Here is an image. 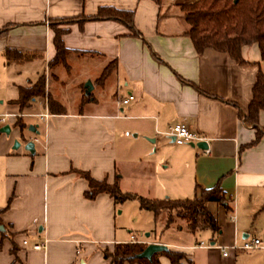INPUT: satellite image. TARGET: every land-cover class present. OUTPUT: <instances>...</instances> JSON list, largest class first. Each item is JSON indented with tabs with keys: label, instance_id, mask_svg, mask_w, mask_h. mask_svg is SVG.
Segmentation results:
<instances>
[{
	"label": "crops",
	"instance_id": "crops-1",
	"mask_svg": "<svg viewBox=\"0 0 264 264\" xmlns=\"http://www.w3.org/2000/svg\"><path fill=\"white\" fill-rule=\"evenodd\" d=\"M177 2L0 0V29L9 26L0 34V115L12 114L18 136L25 137L27 129L25 140L33 142L29 153L20 144L13 148L11 140L0 141V264H110L101 250L112 251L114 244L126 242L163 243L183 254L181 264H264V133L250 144L255 129L236 109L247 112L262 64L259 49L256 43L242 45L243 65L211 48L196 53ZM105 7L131 11L142 39L113 19L50 25L53 20L92 16ZM54 28L64 30L65 65L52 63ZM5 50L27 58L8 60ZM108 64L112 69L98 80ZM39 76L44 95L19 111L11 103L18 87L30 86ZM67 81L74 94L69 109L49 91L51 82ZM86 81L92 87L89 98L82 100ZM94 89L101 102H96ZM128 94L133 99L120 104L118 99ZM44 113L45 118L39 115ZM257 122L264 129V110ZM179 123L205 138V147L174 143L166 132ZM126 132L145 139L158 153L145 160L153 173L141 185L148 198L185 199L195 194L196 186L221 187L230 209L206 204L220 230L190 233L183 228L192 235L203 233L202 245L127 236L116 227L112 198L106 193L93 199L83 196L87 182L78 171L107 183L117 179L123 189L116 165L131 162V150L120 151ZM251 238L263 247L229 249L226 256L218 247ZM156 256L158 264H171L161 252Z\"/></svg>",
	"mask_w": 264,
	"mask_h": 264
},
{
	"label": "trees",
	"instance_id": "trees-1",
	"mask_svg": "<svg viewBox=\"0 0 264 264\" xmlns=\"http://www.w3.org/2000/svg\"><path fill=\"white\" fill-rule=\"evenodd\" d=\"M182 12V17L188 25L186 35L189 37L196 53H201L205 48H211L219 52H225L237 64L243 65L244 61L240 55L242 45L256 43L260 53L261 66L255 74L251 88V99L247 106L246 114L236 107L237 115L243 122L255 129V139L250 143L257 141L264 129L258 125V113L264 110V0H184L176 3ZM113 19L122 23L129 31V34L135 37L140 36L139 32L132 24V12L115 10L113 8H99L96 14L87 17H76L68 19L53 20L50 23L54 27L56 23H63L76 20L79 23L88 20ZM9 26L0 29V34L4 33ZM62 29L54 28L53 45L55 55L52 63H61L65 65L66 49L61 41ZM4 55L8 60H23V56L14 50H5ZM19 56V57H18ZM154 58L159 60L155 55ZM112 64H108L100 73L98 80H103L112 69ZM196 90L198 88L194 86ZM84 91V87H83ZM43 76L28 87H18V97L11 103L16 104L19 111L28 107L32 98L43 96ZM90 94H83L82 100L88 99ZM47 103L51 107L53 101L48 97ZM19 128L23 124L18 120ZM78 174L87 182V189L83 196L87 199H93L99 193H106L112 198L114 203L126 200L136 199L139 208L148 210L152 213L154 221L161 214L165 215L163 229H168L173 223V216L184 220L186 231L193 233L195 231L209 229L213 233L220 230L214 216L206 207L208 202H215L223 205L229 210L228 198L223 194L221 187L215 184L209 188L196 186L195 194L191 198L170 199V198H148L136 195L134 193L122 192L117 184V179L112 183L105 180H95L87 172L78 171ZM1 211V210H0ZM179 227V226H178ZM146 246L141 242H126L114 244L112 251L106 248L101 250L102 257L108 260L110 264H122L127 262H139L141 264H158L157 253H154L149 260L135 258L134 256L141 252ZM165 255L171 264H181L180 260L184 257L181 252L170 249L161 252Z\"/></svg>",
	"mask_w": 264,
	"mask_h": 264
},
{
	"label": "rangeland",
	"instance_id": "rangeland-1",
	"mask_svg": "<svg viewBox=\"0 0 264 264\" xmlns=\"http://www.w3.org/2000/svg\"><path fill=\"white\" fill-rule=\"evenodd\" d=\"M175 1H184V0H175ZM50 93L53 96L59 97V99L66 105L69 109L74 102V94L71 92V85L69 81L59 85L57 83L50 84ZM102 96L105 94V89L100 93ZM76 95V94H75ZM93 96L97 101L99 99L98 89L93 90ZM31 118H27L26 121H31ZM38 121L41 119L37 118ZM5 122L0 123V128L4 125H8V132L0 131V141H10L11 146L14 145V142H18L20 146H24V140L28 137V132L24 129L25 137L20 138L18 136V128L15 125H12V118H5ZM134 133L126 132L124 137L122 138L123 142L120 145V151H124V147L127 150H131V162L126 163H118L117 166V174L122 175L123 179L121 181V186H119L122 192L128 191L129 193L133 192L137 195H142L149 197L145 194V192L141 188L142 183H145L147 178L153 176L152 169L149 170V165L145 162L156 158L157 151L153 149V146L142 139L140 136L134 137ZM151 145L150 149L147 150L148 146ZM37 149V147H35ZM148 153V154H145ZM128 154V152H127ZM146 155V156H144ZM147 164V165H146ZM151 164V163H150ZM137 179V180H136ZM134 189V190H131ZM114 203V202H113ZM115 205V222L116 227L119 230H122L127 236L132 235V237H161V239L170 241L172 243H185L184 240L188 241L190 244H197L200 239L204 237L203 233L189 234L185 230L186 223L184 220H181L175 216H173L172 225L164 230L163 225L165 221V215L161 214L158 216L157 220L154 221L151 218V214L148 210L139 208L138 202L136 199L126 200L123 202L114 203ZM179 226V227H178ZM182 227V229H181ZM181 229V230H180ZM195 239V240H194Z\"/></svg>",
	"mask_w": 264,
	"mask_h": 264
},
{
	"label": "built area",
	"instance_id": "built-area-1",
	"mask_svg": "<svg viewBox=\"0 0 264 264\" xmlns=\"http://www.w3.org/2000/svg\"><path fill=\"white\" fill-rule=\"evenodd\" d=\"M132 99H133V95L128 94L124 97H120L118 100H119L120 104L124 105ZM39 115L41 117H44V118L46 117L45 113L39 114ZM9 116H12V114H1L0 115V122H3L4 118L9 117ZM166 135L171 137L173 142L176 144L195 143L198 141L205 140V138H203L202 136L188 130L186 128V126L181 124V123L174 124V125L170 126L166 132ZM34 141H37V139H35ZM202 151L204 153H207L208 149L204 148V149H202ZM199 245H202V243L199 242ZM39 247H40V245H34L33 246V248H39ZM218 247H219V250L221 251L222 256H226L229 249H237V250H245L246 251V250L257 249V248H260L263 246L260 244V241L258 238H251L249 240H244L240 244L233 243L230 246H218Z\"/></svg>",
	"mask_w": 264,
	"mask_h": 264
},
{
	"label": "water",
	"instance_id": "water-1",
	"mask_svg": "<svg viewBox=\"0 0 264 264\" xmlns=\"http://www.w3.org/2000/svg\"><path fill=\"white\" fill-rule=\"evenodd\" d=\"M84 87V94L87 95L91 90V84L89 81H86L83 85ZM29 131H34V128L32 125L28 126ZM1 132H8L9 127L8 125H4L0 128ZM20 138L24 139V136L20 134ZM24 149L28 151L29 153H33V142L31 140H24ZM18 142H14L13 148H16L18 146ZM190 146H196V147H205L206 143L204 141H198L195 143H189ZM3 230V227L0 225V231ZM168 250L167 246L163 243H157V242H149L146 244V246L143 248V250L139 253H137L134 257L135 258H143L149 260L151 256L154 253L162 252Z\"/></svg>",
	"mask_w": 264,
	"mask_h": 264
}]
</instances>
